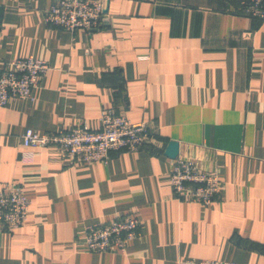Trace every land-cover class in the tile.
Returning <instances> with one entry per match:
<instances>
[{
	"label": "crops",
	"instance_id": "1",
	"mask_svg": "<svg viewBox=\"0 0 264 264\" xmlns=\"http://www.w3.org/2000/svg\"><path fill=\"white\" fill-rule=\"evenodd\" d=\"M52 0H0V71L33 56L50 68L32 99L0 106V185L30 200L25 223L0 227V264H264V20L230 0H107L100 27L49 25ZM102 107L148 121L156 138L105 162L73 164L23 132L99 128ZM178 157L217 171L209 205L173 194ZM133 213L140 235L123 251L93 252L85 227Z\"/></svg>",
	"mask_w": 264,
	"mask_h": 264
},
{
	"label": "built area",
	"instance_id": "2",
	"mask_svg": "<svg viewBox=\"0 0 264 264\" xmlns=\"http://www.w3.org/2000/svg\"><path fill=\"white\" fill-rule=\"evenodd\" d=\"M241 15L264 20V0H230ZM102 0H52L44 12L45 21L69 31L101 26ZM1 35V27H0ZM50 68L47 61L33 56L11 59L0 71V106L9 98L32 99L38 80ZM99 128H89L83 121L70 130L38 133L26 129L22 143L30 146H53L61 157L73 164L105 162L111 151H138L154 141L156 132L148 121L133 122L112 107H102ZM170 186L176 198L211 204L219 191L217 171H207L194 160L176 156L171 163ZM30 200L21 185H0V227L13 230L27 219ZM140 235V221L133 213L86 225L82 245L93 252L123 251ZM178 264H238L214 259H184Z\"/></svg>",
	"mask_w": 264,
	"mask_h": 264
},
{
	"label": "water",
	"instance_id": "3",
	"mask_svg": "<svg viewBox=\"0 0 264 264\" xmlns=\"http://www.w3.org/2000/svg\"><path fill=\"white\" fill-rule=\"evenodd\" d=\"M103 13L107 12V0H102ZM165 154L171 158H175L178 155V143L170 140L166 146Z\"/></svg>",
	"mask_w": 264,
	"mask_h": 264
},
{
	"label": "trees",
	"instance_id": "4",
	"mask_svg": "<svg viewBox=\"0 0 264 264\" xmlns=\"http://www.w3.org/2000/svg\"><path fill=\"white\" fill-rule=\"evenodd\" d=\"M240 14V13H239ZM260 20V19H259Z\"/></svg>",
	"mask_w": 264,
	"mask_h": 264
},
{
	"label": "rangeland",
	"instance_id": "5",
	"mask_svg": "<svg viewBox=\"0 0 264 264\" xmlns=\"http://www.w3.org/2000/svg\"><path fill=\"white\" fill-rule=\"evenodd\" d=\"M170 174V173H169Z\"/></svg>",
	"mask_w": 264,
	"mask_h": 264
}]
</instances>
